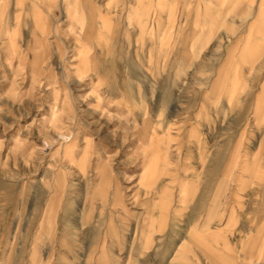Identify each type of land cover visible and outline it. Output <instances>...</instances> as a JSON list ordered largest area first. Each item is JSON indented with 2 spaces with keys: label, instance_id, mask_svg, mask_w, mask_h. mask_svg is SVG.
I'll use <instances>...</instances> for the list:
<instances>
[{
  "label": "rangeland",
  "instance_id": "obj_1",
  "mask_svg": "<svg viewBox=\"0 0 264 264\" xmlns=\"http://www.w3.org/2000/svg\"><path fill=\"white\" fill-rule=\"evenodd\" d=\"M81 1L0 0V264H264L259 0Z\"/></svg>",
  "mask_w": 264,
  "mask_h": 264
},
{
  "label": "crops",
  "instance_id": "obj_2",
  "mask_svg": "<svg viewBox=\"0 0 264 264\" xmlns=\"http://www.w3.org/2000/svg\"><path fill=\"white\" fill-rule=\"evenodd\" d=\"M87 2H88V0H83L79 3H81L82 6H86ZM183 2L186 3V0H183ZM79 3L77 2V7H79V5H80ZM75 4L76 3H74L73 6H75ZM253 14L256 17V21L258 20V22L260 23V25H257V31L264 34V26L262 25V23H263L262 21L264 20V0L258 1L257 7H256L255 11L253 12ZM256 21L254 22L255 24H253V23L250 24L249 29H248V33L251 31L252 28L255 27V25L257 23ZM203 32H205V30H203ZM200 34H202V33H200ZM249 36L250 35H248V37ZM248 49H252V44H251L250 40L247 41V43L244 46L245 51ZM237 79H238V75H233V74L231 75V77L229 79V81H230L229 82V88L234 86V82L237 81ZM229 95L232 96L233 95L232 92H230ZM214 211H215V208L212 209V212H214Z\"/></svg>",
  "mask_w": 264,
  "mask_h": 264
},
{
  "label": "bare ground",
  "instance_id": "obj_3",
  "mask_svg": "<svg viewBox=\"0 0 264 264\" xmlns=\"http://www.w3.org/2000/svg\"><path fill=\"white\" fill-rule=\"evenodd\" d=\"M46 216H49V215H46Z\"/></svg>",
  "mask_w": 264,
  "mask_h": 264
}]
</instances>
